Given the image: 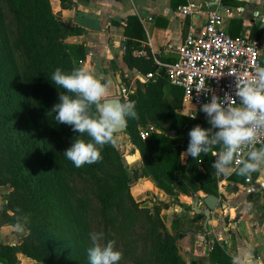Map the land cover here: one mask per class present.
Instances as JSON below:
<instances>
[{
    "label": "trees",
    "instance_id": "1",
    "mask_svg": "<svg viewBox=\"0 0 264 264\" xmlns=\"http://www.w3.org/2000/svg\"><path fill=\"white\" fill-rule=\"evenodd\" d=\"M60 1L64 7L72 4ZM179 3L187 1L173 0L175 7ZM82 32L55 14L52 0H0V185L12 188L3 215L6 223L17 227L20 222L15 215L20 208L32 210L29 235L36 238L33 250L24 243L0 242V263L17 264V254L23 253L43 264H90L89 234L96 233L99 222L104 226V240L115 241L114 250L122 253L117 264H187L178 249L183 234L171 232L172 227L178 229V219L169 228L161 213L181 193L219 195L218 176L212 168L219 145L196 159L188 155L187 163L181 164L190 130L197 125L211 128L207 115L177 113L183 105V89L173 86L178 90L167 97L163 86L169 81L162 75L148 81L144 90L138 87L122 98L136 104L139 119H126L131 141L143 160L141 169L131 172L125 153L115 144L100 149L98 162L77 168L64 152L76 138H91L56 121L52 109L60 103V93L74 94L55 85L51 77L57 67L65 73L83 67L86 46L66 41ZM125 35L124 59L130 68L146 74L156 70L155 57L166 60L150 48V58L134 55L140 40L146 38L137 16L127 18ZM155 121L172 128L165 132L158 123V129L143 139L141 129ZM144 176L155 179L173 199L142 206L132 186ZM211 246V264H233V256L217 240Z\"/></svg>",
    "mask_w": 264,
    "mask_h": 264
},
{
    "label": "crops",
    "instance_id": "2",
    "mask_svg": "<svg viewBox=\"0 0 264 264\" xmlns=\"http://www.w3.org/2000/svg\"><path fill=\"white\" fill-rule=\"evenodd\" d=\"M71 1V5L64 7L60 0H52L54 12L84 30L68 36L66 41L84 44L86 55L82 66L102 83L111 82L105 99L122 98L124 90L130 94L138 87L144 90L147 84L143 81V73L130 68L124 59L125 29L131 15L138 17L145 30L146 38L140 40V46L147 44L154 54L167 53L163 61L171 62L177 59L175 56L190 31L200 32L207 12L217 10L224 18L223 26L232 36H250L261 41L264 63V0H186L187 3H179L176 7L173 0ZM184 5H192L195 12L182 14L179 8ZM173 86L170 82L163 86L169 98L173 90H178ZM194 108L183 101L182 108H177L176 112L183 110L191 116ZM125 157L131 172L141 169L143 160L137 148L128 151ZM187 159L188 155L181 157V164L185 165ZM232 166L228 174H216L219 194L216 196L221 204L212 211L207 225L206 217L195 208L197 203L199 209L207 208L203 201L207 195L203 191L190 195L181 193L176 203L162 210L161 216L163 219L167 216L168 222L164 221L169 228L172 221L178 219V229L172 227L171 232L183 234L178 240V249L187 264H211V243L215 240L233 256V264H264V170L241 175L240 166L236 169ZM9 192V187L0 185V242L16 244L19 242L16 237L21 238L23 230L2 221ZM132 192L137 201L147 207H153L157 199L166 202L173 199L157 186L155 179L147 176L134 180ZM32 262L23 260L22 264Z\"/></svg>",
    "mask_w": 264,
    "mask_h": 264
},
{
    "label": "clouds",
    "instance_id": "3",
    "mask_svg": "<svg viewBox=\"0 0 264 264\" xmlns=\"http://www.w3.org/2000/svg\"><path fill=\"white\" fill-rule=\"evenodd\" d=\"M259 16V13H256ZM51 80L55 85L67 90L60 93V103L54 105L58 123L73 126V131L87 134L91 139L76 138L64 155L77 168L93 164L102 159L100 149L106 144H115L114 134L127 124V117L139 119L135 101L106 100L110 81L101 79L85 67L73 68L65 73L57 67ZM235 97L225 95L223 99L213 95L209 103L201 106L206 113L211 128L197 125L190 132V141L182 157L190 155L194 159L201 153H208L220 146L212 168L216 174H228L230 165L239 164V174L247 175L264 170V145L255 147L258 133L264 131V66L256 65L251 77H236ZM93 107L95 111H93ZM213 129H218L213 131ZM247 148L246 158L237 159ZM22 229L21 224H17ZM91 246L87 249L90 264H117L122 253L114 250L115 241L101 243V234H89Z\"/></svg>",
    "mask_w": 264,
    "mask_h": 264
},
{
    "label": "built area",
    "instance_id": "4",
    "mask_svg": "<svg viewBox=\"0 0 264 264\" xmlns=\"http://www.w3.org/2000/svg\"><path fill=\"white\" fill-rule=\"evenodd\" d=\"M179 12L187 15L195 11L192 5H184ZM223 21L219 11L209 10L200 32L192 29L186 36L178 50L179 58L168 62L155 57L156 70L143 74L144 82L165 75L171 84L181 87L184 103L195 107L191 117L201 111V106L209 103L213 95L220 99L230 95L239 104V98L235 97L236 77H251L256 65L264 66L261 41L250 36H232L223 26ZM148 48L147 44H143L133 53L136 57L150 58ZM128 95V91L124 90L122 98L127 99ZM152 130V127L141 130V137L146 139ZM257 140L255 147L264 144V131L258 133ZM247 151V148L243 149L237 159L246 158ZM214 157L216 160V155ZM239 166L234 162L232 167L236 169Z\"/></svg>",
    "mask_w": 264,
    "mask_h": 264
},
{
    "label": "rangeland",
    "instance_id": "5",
    "mask_svg": "<svg viewBox=\"0 0 264 264\" xmlns=\"http://www.w3.org/2000/svg\"><path fill=\"white\" fill-rule=\"evenodd\" d=\"M187 105L188 106L189 105L194 106V105H192L190 103H188ZM179 114L186 115V114H184V111L183 110L182 111H179ZM158 123H160V124L163 125L162 127L165 130V132H168L172 128V126L170 124H168V123H161V122H156V121L153 122V123H149V125H147V126L148 127H152L154 130H156V128L158 129ZM213 131H217V129H215V130L213 129ZM115 139H116L115 145L120 150H122V152L125 153V154L128 151H131L132 149L135 148L134 143L131 141L130 133L128 132V130L126 132L117 133L115 135ZM125 159H126V157H125ZM126 163H127V161H126ZM127 165H128V163H127ZM5 175H6L5 177H8L9 178V174H5ZM7 187H9V186H7ZM9 189H10V192L8 193V196H9V194L12 191V188L11 187H9ZM133 195H134V193H133ZM134 197H135V195H134ZM12 198H15V196H12ZM135 199H136V197H135ZM19 205H22V204H19ZM6 206L8 207V199H7ZM6 209H8V208H6ZM6 209L4 207L2 212H5ZM9 214L13 215L14 213L9 210ZM15 216H16L18 222H20V224L22 225V229H23V232H20L21 233V238L18 237V236L16 237V240H19V242L16 243V244H23L24 243L25 246H27L29 249H32L33 250V247L35 246V242L33 240H35L36 238L35 237L33 238V237H31L29 235V231H30L29 230L30 229L29 228V225H32V222H31L30 219L35 216V213L32 210H29V209H26L25 207L24 208L22 207V208H20V212L19 213H16ZM164 219L166 220V223H167L168 222L167 216H165ZM2 221L5 222L4 215H2ZM15 228H17V227H15ZM26 230H27V232H26ZM96 233L97 234H101V241L100 242L103 243V244H106L107 241L104 240V238H103V235H104V226L101 223H99V222L96 224ZM13 238L15 240V237H13ZM10 244H12V243H10ZM17 257H18L17 264H22L23 263V260H32L33 261L32 264H43L42 262L36 261V260L32 259L31 257L23 254V253H18L17 254Z\"/></svg>",
    "mask_w": 264,
    "mask_h": 264
},
{
    "label": "water",
    "instance_id": "6",
    "mask_svg": "<svg viewBox=\"0 0 264 264\" xmlns=\"http://www.w3.org/2000/svg\"><path fill=\"white\" fill-rule=\"evenodd\" d=\"M63 25L66 28H72L68 24H63ZM162 57L163 58H167V53H163ZM175 57L179 58L180 54L177 53V55ZM106 100H119L120 102H123L121 97H111V98H107ZM127 130H128V128H127V124H126V126L123 129H121L120 131H118L117 133L126 132ZM203 201L207 205L206 209H199L198 208V203L196 204L195 208H196V211L199 214L204 215L206 217V225H207L208 224V220L211 218L212 211L215 210L217 208V206L220 205L221 203H220L219 198L217 196H215V195H212V194L205 196L203 198Z\"/></svg>",
    "mask_w": 264,
    "mask_h": 264
}]
</instances>
